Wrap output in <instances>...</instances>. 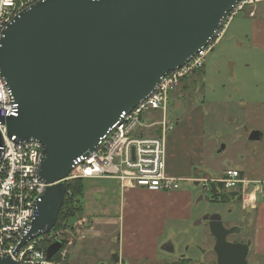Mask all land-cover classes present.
Returning a JSON list of instances; mask_svg holds the SVG:
<instances>
[{
    "label": "water",
    "instance_id": "obj_1",
    "mask_svg": "<svg viewBox=\"0 0 264 264\" xmlns=\"http://www.w3.org/2000/svg\"><path fill=\"white\" fill-rule=\"evenodd\" d=\"M237 1L41 0L7 24L0 72L18 104L17 114L4 118L7 133L42 143L38 174L48 184L21 243L50 232L75 162L163 75L206 45ZM2 145L0 133V156ZM202 219L215 237L217 264H246L245 250H235L242 244L226 240L233 230L221 216L195 223ZM59 246L52 243L48 256ZM0 264L16 263L3 257Z\"/></svg>",
    "mask_w": 264,
    "mask_h": 264
},
{
    "label": "rangeland",
    "instance_id": "obj_2",
    "mask_svg": "<svg viewBox=\"0 0 264 264\" xmlns=\"http://www.w3.org/2000/svg\"><path fill=\"white\" fill-rule=\"evenodd\" d=\"M262 10V5H258L257 13L252 18L248 17L246 9L232 17L220 40L207 52L204 65L188 76H193L190 81H187L188 77L184 78L179 86L167 94L165 117L168 124H173L166 135L170 136V146H174L179 139V127L184 121L182 130L185 131V138L180 146L190 148V125L187 118L194 106L199 108L200 105L199 109L205 117V129L209 133L205 140H209L202 146L204 165L193 169L195 177L205 170L207 174L217 178L228 168H239L244 177L251 180L252 185L258 183L264 189V55L250 41L252 30L264 26V22L257 21L262 20ZM160 119V109L146 112L141 117L142 125L136 128L135 133H157V125L146 124ZM175 128L180 131L173 139ZM253 131L261 133L259 139L249 138ZM82 183L83 188L90 191L91 197L93 192L98 191V186L106 188L104 198L108 196L105 200L108 211L99 217L90 216L85 219L76 210L73 216L65 219L66 221L61 220L54 227L55 232H59L57 237H62L66 246L62 264H177L186 258H189L187 264H210L214 257L215 237L210 232L208 220L202 219L199 224L195 223L204 215H220L223 226L235 233L228 237L230 239L246 241L257 232L259 209H243L242 198L228 194L226 189L220 187L222 185L217 184L219 193L214 198L201 181L196 183V180H182L179 182L180 188L192 192L190 205L193 216L185 222L174 220V224H171L168 220V224L164 222L163 226H158L163 231L156 237L155 256L132 259L127 255L123 256L120 251L119 236H122L125 229V236L129 234V216L124 227L123 198L115 191L116 185L109 180L93 178L82 179ZM93 195L97 196L95 193ZM147 195L150 198L137 193L130 202V210L125 212L129 211L144 219L150 218L145 207L154 202L151 200L154 197L148 193ZM85 197L83 196V204ZM257 203L264 206V190L257 193ZM155 215L157 218L158 214ZM195 215L200 216L195 219ZM260 223L263 228L264 215ZM145 227L148 228L149 225ZM142 228L144 227H137L138 232H143ZM240 230L242 233L238 234ZM261 240L264 244V236ZM56 257L62 259L58 254ZM253 262L254 260L250 261Z\"/></svg>",
    "mask_w": 264,
    "mask_h": 264
},
{
    "label": "built area",
    "instance_id": "obj_3",
    "mask_svg": "<svg viewBox=\"0 0 264 264\" xmlns=\"http://www.w3.org/2000/svg\"><path fill=\"white\" fill-rule=\"evenodd\" d=\"M38 1L41 0H0V36L15 16ZM258 5H262L264 17V0H238L226 12L211 40L182 65L163 75L149 94L109 127L87 156H81L75 162L63 180L113 178L118 180L122 190L131 186L152 191L178 189L181 178L166 173V135L173 127L165 117L167 94L204 65L207 52L220 40L232 17L243 9L247 10L249 17H254ZM158 109L162 112V119L146 124L157 125V133H135L136 128L142 125V115ZM17 111L18 104L0 72V133L3 137L0 156V258L9 257L16 264H62L66 246L62 237H57L59 232H55L54 227L48 234L36 235L21 243L48 184L38 174L43 156L42 143L37 139L18 140L7 133L4 118L16 115ZM201 182L206 190L210 182H218L225 188H233L240 182L243 187L250 184L241 179L239 171L234 168L226 169L219 178L201 179ZM55 242H60V246L48 256L47 248ZM57 254L62 259L57 258Z\"/></svg>",
    "mask_w": 264,
    "mask_h": 264
},
{
    "label": "crops",
    "instance_id": "obj_4",
    "mask_svg": "<svg viewBox=\"0 0 264 264\" xmlns=\"http://www.w3.org/2000/svg\"><path fill=\"white\" fill-rule=\"evenodd\" d=\"M263 18L264 17H262V20H257V21L264 22ZM250 41L264 55V26L252 30ZM192 77H188L187 81H190ZM194 107L190 110V117L187 118L188 123L190 125V133L188 140V143L190 144V148L187 149L185 147L180 146V142L183 141L185 138V131L182 130L184 121L181 123V126L179 127L181 129V132L179 133L180 131L179 128L177 129L175 128L172 133L173 139L179 133L178 135L179 139L176 140L174 146L173 145L170 146V141H169L170 136H167L166 138V173L168 175L181 178V181L196 180V183H199L201 179H216V178L207 174L205 170L201 171V174L197 175L196 177L193 176L192 174L194 168L201 167L204 165L205 154L202 146H205V144H207L209 140V139L205 140L206 137H209V133H207L205 129V123H204L205 117L203 116L201 110L199 109L200 105L199 108L196 107L194 108ZM176 124L178 123L176 122ZM234 169H237L239 171L240 178H243L245 180H250L244 177L243 172L239 168H234ZM86 179H92V178H86ZM93 179L112 181L116 185L115 191L119 194L120 198H123L121 200V203L123 202L122 207L124 210L123 212L124 227L126 224L125 220L127 216H129V219L127 221L128 222L127 229L129 234L125 236V231H126L125 229L124 233H122V236H119V242L121 241L120 251L123 256L127 255L132 259L134 257H136V259L140 257H154L156 254V246H157L155 244L156 237L159 236L163 231V229L161 227L158 228V226H163L164 222L165 224H168V220L171 222V224H174V220L185 222L190 217L193 216V212L190 205L192 192L189 189H182L179 186L178 189L171 191H154V190L152 191V190H148L145 187L131 186L128 188H124V190H122L118 180L116 179H112V178H108V179L93 178ZM218 185L220 186V184ZM100 186H98L97 192H93V194L95 193V195H97L96 197L93 194L91 197V195H89L90 191L88 189L83 188V192L79 200L81 205V214L85 219L90 218V216L99 217L101 216L100 214H105V212L108 211V208L105 203V200L108 196L104 198L105 196L104 192L106 188H104V186L102 187ZM215 187L218 188L217 184H215ZM258 192L252 194V199L249 198V200H247L248 197H246L243 201L244 203L242 204V208L247 209L249 207L255 209L254 206H256V209H259L260 212V217L257 218V223L260 226L261 224L260 220L264 215V206L263 204L257 203ZM137 193H142L143 195L146 196H148L147 195L148 193L154 197L151 198V200H153L154 202H152L149 206L145 207V209L147 210L146 214H149L150 218L148 217L144 219L138 216L137 214L129 213V211L125 212L127 209L130 210L131 207L130 202L134 200L133 197H135ZM228 194L233 195L231 191H228ZM83 196H86L85 204L82 203ZM155 214H158L157 218ZM199 216L200 215H197L195 219L199 218ZM144 224L149 225V227L146 228ZM140 226L144 227L141 229L143 230V232H138L137 227L140 228ZM258 234L260 235L259 239L261 240L262 237L264 236V227L263 228L260 227ZM261 246H263V244H261ZM177 264H179V262Z\"/></svg>",
    "mask_w": 264,
    "mask_h": 264
},
{
    "label": "flooded vegetation",
    "instance_id": "obj_5",
    "mask_svg": "<svg viewBox=\"0 0 264 264\" xmlns=\"http://www.w3.org/2000/svg\"><path fill=\"white\" fill-rule=\"evenodd\" d=\"M241 179H243V178H241ZM243 180H245V179H243ZM246 181L250 182V184L247 185L246 187H243L241 182L239 184H237V186H235L233 188H225L223 186H221V187L226 189L227 191H231V192L233 190H238L237 192H232V193L237 198L241 197L242 198L241 203L243 204L244 203L243 202L244 199L246 197H248L249 194H253L255 192H258L259 190L260 191L264 190V189L261 188V186L258 185V183H253V185H252L251 180H246ZM216 184H220V183L216 182ZM215 189L216 190L214 192H217L218 188L215 187ZM208 190L211 192V194L214 193V192L211 191V187L210 186H209ZM218 193H219V191H218ZM254 207L256 209V206H254ZM256 227H257V232H256L255 236L253 238L250 237V238L246 239V241L245 240H241L239 238H236V239L228 238V237L232 236L235 233H232V234L229 233V234L226 235V240L228 242L235 243V244L236 243L242 244V246H239L235 250H240V251L241 250H245V262H246V264H264V244L262 243V240L259 239L260 235L258 233H259V230H260V226L258 225L257 222H256ZM225 228L230 229L228 227H225ZM240 233H242V230L238 231V234H240ZM214 241H215V239H214ZM261 244H263V246H261ZM213 256L214 257L210 260V264H217V253L215 251L213 253ZM182 260H189V259L188 258L181 259V261ZM251 260H254V262L250 263ZM229 262H231V261H229ZM229 262L225 260V264H239L236 260H234V262H231V263H229Z\"/></svg>",
    "mask_w": 264,
    "mask_h": 264
},
{
    "label": "trees",
    "instance_id": "obj_6",
    "mask_svg": "<svg viewBox=\"0 0 264 264\" xmlns=\"http://www.w3.org/2000/svg\"><path fill=\"white\" fill-rule=\"evenodd\" d=\"M70 181V180H69ZM66 182V192L64 195L63 204L59 209L57 220L54 225L56 227L60 224L61 220H65L68 217L74 215L76 210L81 212V205H80V196L83 192V183L81 178L73 179L70 182ZM218 195V191L212 193V196L215 198ZM66 221V220H65ZM188 260H182L179 264H187Z\"/></svg>",
    "mask_w": 264,
    "mask_h": 264
},
{
    "label": "bare ground",
    "instance_id": "obj_7",
    "mask_svg": "<svg viewBox=\"0 0 264 264\" xmlns=\"http://www.w3.org/2000/svg\"><path fill=\"white\" fill-rule=\"evenodd\" d=\"M249 198H251V199H252V194H249V196H248L247 200H249Z\"/></svg>",
    "mask_w": 264,
    "mask_h": 264
}]
</instances>
